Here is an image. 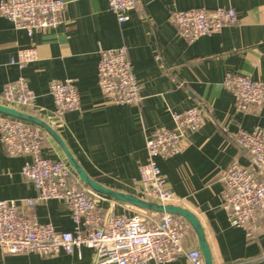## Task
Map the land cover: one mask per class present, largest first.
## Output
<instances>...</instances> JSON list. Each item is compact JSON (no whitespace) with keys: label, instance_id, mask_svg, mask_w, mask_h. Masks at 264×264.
I'll return each mask as SVG.
<instances>
[{"label":"crops","instance_id":"crops-1","mask_svg":"<svg viewBox=\"0 0 264 264\" xmlns=\"http://www.w3.org/2000/svg\"><path fill=\"white\" fill-rule=\"evenodd\" d=\"M216 7L233 9L236 23L192 42L179 35L170 19L175 10ZM128 15V20L120 23L108 0H66L62 23L36 30L32 36L0 17V104L5 103L4 85L22 77L33 90L35 101L19 110L49 123L54 110L50 82L73 78L81 108L62 115L60 136L91 178L135 195L139 192L138 168L147 159L146 141L153 130L172 128L173 112L199 107L202 125L196 131L184 132L181 152L157 159L175 194L173 204L199 218L214 264H264L263 214L252 239L244 229L231 226L220 206L223 184L219 179V172L233 161L251 165L248 152L233 141V132L239 127L264 128V103L256 111L238 114L232 93L223 85L227 72L264 80V0H139L138 8ZM123 46L140 82L142 99L136 105L107 103L98 86L99 50ZM29 47L36 49L35 61L23 66L11 63L18 50ZM41 154L66 161L48 133ZM29 161V156L6 154L0 140V199L36 196L32 184L21 174ZM107 199L102 207L115 213L140 211ZM24 211L35 213L39 221L51 222L57 231L73 229L68 208L62 202L49 200L24 207ZM183 244L187 250L198 248L192 229ZM93 253L88 247L54 256L6 254L0 249V264H91ZM159 264L188 262L179 256Z\"/></svg>","mask_w":264,"mask_h":264},{"label":"built area","instance_id":"built-area-1","mask_svg":"<svg viewBox=\"0 0 264 264\" xmlns=\"http://www.w3.org/2000/svg\"><path fill=\"white\" fill-rule=\"evenodd\" d=\"M139 0H108L109 9L122 23L128 13L138 8ZM66 0H0V17L8 19L18 30L32 36L36 30H46L62 23ZM170 19L178 33L188 42L212 35L221 28L234 25L237 15L231 8L216 7L175 10ZM34 47L20 49L11 63L21 66L35 61ZM97 81L107 103L136 105L142 97L140 82L133 73L126 47L100 49ZM180 86L183 85L179 83ZM223 85L234 98L236 113L258 110L264 103V80L245 73L227 72ZM54 110L49 124L58 131L61 117L78 111L81 102L73 78L53 80L49 84ZM4 105L21 109L34 103L35 94L28 82L19 77L2 90ZM172 128H156L146 141L147 159L139 165L137 196L170 204L175 194L168 186L158 165V158H169L181 152L184 132L196 131L202 125L199 107L173 112ZM46 132L37 125L0 115V140L6 154L30 157L21 170L22 176L36 190V196L24 200L0 199V249L6 254L34 252L54 256L60 252L72 254L82 247L93 249L91 264H157L184 256L188 264H204L198 248H184L189 224L169 213L140 210L118 214L102 207L107 197L93 192L81 183L64 159H52L41 154ZM235 144L250 156V167L231 162L219 172L223 184L220 206L227 212L230 225L242 228L249 239L259 229L264 218V128H237L232 134ZM49 200L64 203L73 229L57 231L51 222L39 221L35 213L24 207H35ZM264 234V225L262 226Z\"/></svg>","mask_w":264,"mask_h":264},{"label":"water","instance_id":"water-1","mask_svg":"<svg viewBox=\"0 0 264 264\" xmlns=\"http://www.w3.org/2000/svg\"><path fill=\"white\" fill-rule=\"evenodd\" d=\"M0 115L11 117L21 121H26L42 128L57 144V146L65 156L67 163L78 177L79 181L93 192L112 198L122 204H127L142 210L157 213H169L183 218L195 233L197 246L201 252L204 264H214L211 249L205 237L204 228L199 218L193 212L176 204L170 203L163 205L151 200L143 199L135 194L125 193L106 187L87 174V172L82 168L77 159L74 157L66 143L63 141L59 132L55 130L48 122L38 116L29 114L25 111L4 104H0Z\"/></svg>","mask_w":264,"mask_h":264},{"label":"trees","instance_id":"trees-1","mask_svg":"<svg viewBox=\"0 0 264 264\" xmlns=\"http://www.w3.org/2000/svg\"><path fill=\"white\" fill-rule=\"evenodd\" d=\"M139 210H142V209H139Z\"/></svg>","mask_w":264,"mask_h":264}]
</instances>
